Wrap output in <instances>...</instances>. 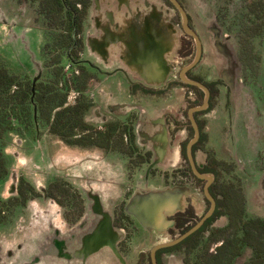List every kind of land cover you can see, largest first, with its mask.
I'll list each match as a JSON object with an SVG mask.
<instances>
[{"label":"flooded vegetation","instance_id":"af4514ba","mask_svg":"<svg viewBox=\"0 0 264 264\" xmlns=\"http://www.w3.org/2000/svg\"><path fill=\"white\" fill-rule=\"evenodd\" d=\"M25 1L44 23L40 54L48 56L47 69L42 78L30 79L27 72L11 73L0 60L10 74L31 83L33 108V126L28 130L16 127L7 137L5 152L12 162L9 179L0 187V208L4 218L6 214L8 217L1 216V223L4 222L0 228L11 223L8 221L28 203L42 198L59 207L57 213L69 224L68 229L71 224L79 225L74 242H63V248L60 243L50 247V261L264 264V228L258 224L264 218L247 215L245 183L240 178L239 166L220 154L223 147L229 151L235 147L228 130L233 111L231 87L236 89L238 98H252L258 91L260 57L253 42L264 32V23L260 22L264 20V0H227L226 4L218 0H175L176 4L171 0H131L126 7L135 15L129 16L134 19L132 23L135 21L132 37L137 46L144 47V54L149 52L147 48L153 45L157 34H165L167 44L173 41L172 36L177 37L178 46L171 56L165 57L159 73L139 67L144 58L147 63L152 58L142 57L140 50L135 52V59L128 57L127 49L120 52L114 48L116 43L108 41L117 36L112 34L107 39L105 33L95 30V25L101 24L100 13H116V0L106 5L107 12L97 10L96 0ZM95 7L97 13L92 21L90 9ZM69 35L71 44L66 39ZM99 37L106 39L98 44L95 39ZM228 51L236 54L240 64L230 84L225 80L227 74L223 79L217 76L214 64ZM61 67L68 82L66 101L62 107L47 109L40 115L35 103L37 89L44 83L52 91L55 73ZM123 75L133 78L122 96L130 101L129 107L147 108L139 114L142 124L136 130L128 126L123 129V123L114 115L128 106L115 101L114 92L123 85L114 81ZM59 87H63L62 83ZM48 97L50 108L52 98ZM80 106L85 108L79 118L83 123L64 128L62 133H68L67 138L55 134L56 114L66 109L76 111ZM160 107L164 108L163 113L156 116ZM95 112L104 123L98 128L89 123ZM134 118L133 113L125 117L129 124H133ZM44 133L56 138L61 148L71 145L83 149L102 146L94 142L96 135L102 133L110 152L127 157L128 172L138 170L148 178L152 175L154 180L148 190L133 192L127 188L106 198L88 191L83 199L59 178L39 193L21 176L16 181V192L4 198L2 193L13 174L14 157L8 152L12 139H27L38 144L39 150ZM46 146L53 148V144ZM260 157L261 161L264 154ZM74 179L77 180L76 176ZM199 224L196 231L187 235ZM53 227L51 224V241Z\"/></svg>","mask_w":264,"mask_h":264},{"label":"rangeland","instance_id":"374dc122","mask_svg":"<svg viewBox=\"0 0 264 264\" xmlns=\"http://www.w3.org/2000/svg\"><path fill=\"white\" fill-rule=\"evenodd\" d=\"M218 1L223 4L227 3V0ZM90 11V19L94 21L93 18L97 13L96 7ZM37 16L36 11L34 12V9L26 4L25 0H0V60L2 59L11 73L24 75L27 72L26 75L30 79L37 76L42 78L47 69L45 63L48 56L40 54L44 45L45 27L43 21ZM260 22L264 23V20ZM260 22L259 29L261 28ZM15 38L17 39L15 40ZM253 43L255 52L260 57V63L257 65L258 70L261 69L257 82L258 91L252 98L246 96L238 98L236 89L234 86L231 87L230 96L233 102V111L228 130L235 141V147H232L230 151L223 147L225 150L223 154H220L224 158L233 159L239 166L240 178L245 183L247 215L250 218H264V207L259 208L258 206L262 204L258 203L256 206L253 203V200L259 199L261 185L264 184V161H262L264 159L260 161V156L264 154V32ZM85 44L89 46L88 42ZM256 58L257 56L253 57L254 60ZM53 60H55V56ZM164 60L162 61L164 62ZM214 64L219 78L223 79L222 76L227 74L229 77L225 80L229 84L233 82L240 65L235 53L228 51ZM139 67H144L147 70L151 68L145 58ZM127 71L131 73V70ZM132 79L131 75H123L122 78H117L114 81V84L123 85L122 89L114 92L115 101L119 104H128L127 108L115 111L114 115L119 123H123L121 124L123 129L128 126V129L136 130L137 126L141 127L142 124L139 114L146 112L147 108L134 106L130 108V101H126L122 97L126 88L130 87ZM145 80L150 83L148 79ZM102 110L105 109L102 108ZM163 110V107L158 108L156 116L161 115ZM131 113L135 116L133 124L127 123L125 119V117L131 116ZM89 120V123L95 128L104 124L102 123L103 118L99 117L97 112ZM42 139L44 141H41ZM40 141L39 151L36 143L33 145L27 139L21 140L16 137L12 139L8 152L14 157L13 174L2 193L4 198H8L16 192L15 187L18 183L16 181L21 176H24L39 193L46 188L48 183L54 184V180L59 178L73 187L83 199L88 196V191L101 198H106L127 188L133 192L148 190L151 181L154 180L152 175L148 178L145 173L140 174L138 170L133 173L128 172L127 157L118 152H110L106 147L107 143L102 133L96 135L94 142H100L103 145L91 146L86 149L71 145H64L61 148L56 138L47 133L43 134ZM46 143L53 144V148L52 146L51 148L47 147ZM134 144L137 142L135 141ZM73 176H76V181L72 180ZM58 211L60 209L57 205L43 201L41 198L31 201L24 210L14 215L12 220L8 221L11 223L0 228V264H35L37 262H39L38 264H64L65 262L63 263L59 259L48 260L50 247H55L60 243V247L63 248V242H74L79 225L71 224L68 229L69 224L59 217ZM51 224L54 226L52 241L50 239Z\"/></svg>","mask_w":264,"mask_h":264},{"label":"trees","instance_id":"16d2710c","mask_svg":"<svg viewBox=\"0 0 264 264\" xmlns=\"http://www.w3.org/2000/svg\"><path fill=\"white\" fill-rule=\"evenodd\" d=\"M71 25L68 27L70 31ZM66 39L71 44V36H67ZM63 85L62 88L59 86ZM17 89L14 90V87ZM68 88V82L63 74V68L61 67L56 71L54 77V85H52V91H48L47 85L42 84L38 87L35 103L38 106V113L44 114L52 108L56 110L63 106L66 101L65 90ZM14 90V91H13ZM31 83L22 81L18 77L9 73V71L0 64V187H2L9 179L10 164L12 160L6 154V141L16 127H24L26 130L33 126V108L30 102L31 98ZM52 98V104L49 108V97ZM48 97V98H47ZM85 108L80 106L76 111L72 109H66L56 114L54 128L57 135L61 138H67L68 133H62L66 127L74 128V126L82 124V120H79L84 114ZM5 209H10L7 203H4ZM3 216L2 208H0V224ZM8 215H5L6 219ZM258 224L264 228V219L258 220Z\"/></svg>","mask_w":264,"mask_h":264},{"label":"crops","instance_id":"0c3cea01","mask_svg":"<svg viewBox=\"0 0 264 264\" xmlns=\"http://www.w3.org/2000/svg\"><path fill=\"white\" fill-rule=\"evenodd\" d=\"M116 1H117L116 6H115L116 13L110 16L100 13V16L98 17L102 19L101 24L99 25L97 23L95 25V30L97 32L100 31L102 33H105V35L107 36V39L109 35H112V34H114V36H117V38L115 37L114 39L110 38V40L108 39V41H111L112 43H116L117 45L116 46L114 45V48L117 50H120V52L127 49L128 57L131 56L135 59L137 57L135 55V52L137 53L139 50L142 52V53L140 52V55L142 57L144 55L147 56V58L152 57L153 60H150V63L148 62L149 66L151 67V71L153 70L154 73L158 71L159 73V71L162 70L161 67L164 63L162 60L165 59V57L171 56L174 50H176L178 46L177 37H175L174 39V37L172 36L173 41L167 44L166 35L162 33L157 34L158 38L154 40L152 46H149L147 48L149 52L147 54H144L143 52L144 47L142 45L137 46L136 38L132 37L133 33H132L131 28L135 24V21L132 23L134 19L133 18L129 19V16L134 17L135 15L131 13L130 11H128L127 10L128 7H126L129 5L128 3H131V0H116ZM109 3H110V0H96V4L98 7L97 10L99 11L103 10L107 12V9L105 7ZM126 11H128V14L126 13ZM108 17L110 20H108ZM130 32L132 34H130ZM103 39H106V38L99 37L95 39V42L100 44L101 40ZM124 44H125V47H124Z\"/></svg>","mask_w":264,"mask_h":264},{"label":"water","instance_id":"95a60500","mask_svg":"<svg viewBox=\"0 0 264 264\" xmlns=\"http://www.w3.org/2000/svg\"><path fill=\"white\" fill-rule=\"evenodd\" d=\"M173 3H175L176 4V1L175 0H171ZM185 17V16H184ZM185 22H186V19H185ZM153 60V59H152ZM192 85H196V86H199L200 87V85L199 84H196V83H191ZM253 203L257 206L258 205V203H261L262 205H258L259 206V208H262V207H264V184H262L261 185V192H260V197H259V199H257V200H253ZM202 224V223H201ZM201 224H199L198 226H196L193 230H191L187 235H190L192 232H194V231H196L200 226H201ZM186 235V236H187Z\"/></svg>","mask_w":264,"mask_h":264}]
</instances>
